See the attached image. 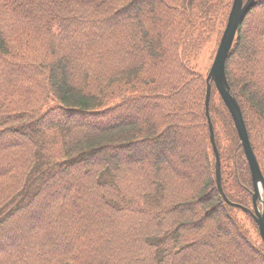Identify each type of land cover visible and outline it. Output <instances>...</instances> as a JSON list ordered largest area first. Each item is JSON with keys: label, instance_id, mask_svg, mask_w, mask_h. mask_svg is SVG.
<instances>
[{"label": "trees", "instance_id": "16d2710c", "mask_svg": "<svg viewBox=\"0 0 264 264\" xmlns=\"http://www.w3.org/2000/svg\"><path fill=\"white\" fill-rule=\"evenodd\" d=\"M232 2L0 0V264H264L195 63ZM225 74L264 176V0ZM209 114L252 208L213 83Z\"/></svg>", "mask_w": 264, "mask_h": 264}, {"label": "water", "instance_id": "95a60500", "mask_svg": "<svg viewBox=\"0 0 264 264\" xmlns=\"http://www.w3.org/2000/svg\"><path fill=\"white\" fill-rule=\"evenodd\" d=\"M255 0H233L225 28L222 32L217 50L215 52L211 67L206 76V92H205V115L207 118L209 138L214 152V177L217 189L223 200L227 203L240 208L242 211L252 217L258 226L259 235L264 243V176L259 166L257 157L253 151L241 109L236 98L231 94L230 86L227 82L225 74V62L232 46L235 34L242 18L253 5ZM214 84L218 94L226 105L236 128L239 141L243 148L245 158L249 165L252 180V208L232 203L226 197L221 185L220 172V154L217 148L212 120L209 114V99L211 93V85Z\"/></svg>", "mask_w": 264, "mask_h": 264}, {"label": "rangeland", "instance_id": "374dc122", "mask_svg": "<svg viewBox=\"0 0 264 264\" xmlns=\"http://www.w3.org/2000/svg\"><path fill=\"white\" fill-rule=\"evenodd\" d=\"M222 32L223 31H221L219 38L218 36L213 35V37L207 43H205L201 47V49L197 52V56L195 60L196 69L199 73H201L205 77L207 76L208 71L211 67Z\"/></svg>", "mask_w": 264, "mask_h": 264}]
</instances>
